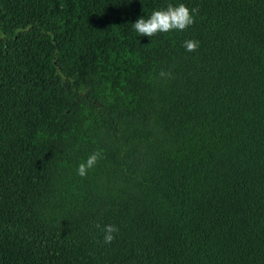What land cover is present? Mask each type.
Masks as SVG:
<instances>
[{
  "label": "trees",
  "instance_id": "16d2710c",
  "mask_svg": "<svg viewBox=\"0 0 264 264\" xmlns=\"http://www.w3.org/2000/svg\"><path fill=\"white\" fill-rule=\"evenodd\" d=\"M0 264H264V0H0Z\"/></svg>",
  "mask_w": 264,
  "mask_h": 264
},
{
  "label": "clouds",
  "instance_id": "9594fccd",
  "mask_svg": "<svg viewBox=\"0 0 264 264\" xmlns=\"http://www.w3.org/2000/svg\"><path fill=\"white\" fill-rule=\"evenodd\" d=\"M197 12L198 9H189L183 3L175 6L168 4L166 8L154 10L147 18H138L133 23V27L140 36L147 37L172 30L183 31L194 23V14ZM184 46L187 51L194 52L199 47V42L189 39L185 41ZM160 75L165 76L166 73L161 71ZM100 156V152L90 154L85 162L78 165L77 174L81 177L86 176L88 170L96 165ZM97 227H100V225H97ZM102 231L104 242L111 243L115 239L114 234L118 233L119 229L115 225L107 224L103 226Z\"/></svg>",
  "mask_w": 264,
  "mask_h": 264
}]
</instances>
